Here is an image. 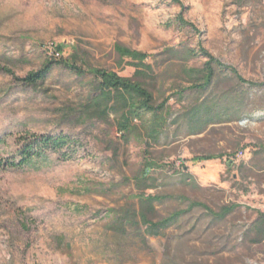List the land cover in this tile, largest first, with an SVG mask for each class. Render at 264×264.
<instances>
[{
	"label": "rangeland",
	"instance_id": "rangeland-1",
	"mask_svg": "<svg viewBox=\"0 0 264 264\" xmlns=\"http://www.w3.org/2000/svg\"><path fill=\"white\" fill-rule=\"evenodd\" d=\"M116 45L147 54L151 71L135 77ZM208 58L213 81L196 90ZM44 69L36 85L24 81ZM93 70L165 103L156 139L151 114L125 140L113 115L95 113ZM196 109L218 119L199 130ZM58 136L68 138L62 150L7 165ZM141 196L160 200L153 222L182 214L148 236L139 218L123 219ZM259 215L264 0H0V264H264Z\"/></svg>",
	"mask_w": 264,
	"mask_h": 264
},
{
	"label": "trees",
	"instance_id": "trees-1",
	"mask_svg": "<svg viewBox=\"0 0 264 264\" xmlns=\"http://www.w3.org/2000/svg\"><path fill=\"white\" fill-rule=\"evenodd\" d=\"M178 25L182 27H191L182 19H179ZM192 29V28H191ZM115 52L121 60L127 59V65L135 69L134 76L138 77L145 71H151V67L145 64V60L148 58L147 54L130 50L120 45L115 46ZM167 52H173L169 50ZM186 55H195L193 51H186ZM206 57H209L206 52H203ZM214 60L208 58L204 68L201 72L200 81L201 84L193 85L196 90H204L209 87L213 81L215 71L217 68L213 66ZM68 67H71L68 65ZM222 69L218 64V69ZM98 80L97 93L92 99V105L96 108V114L100 117H109L113 115L116 120V126L119 133L125 140L128 136L134 134L139 128L138 125L134 124L136 121L142 123L144 117L147 114H151L153 122L151 123V135L154 139L160 133V130L166 124V117L162 116L164 110H166L165 103L155 105L153 95L150 91L143 87L139 82H135L130 78L120 77L114 72H107L103 70L90 71ZM232 75L240 82H245L240 78L236 72L230 70ZM47 70H41L37 73L29 74L24 81L29 85H36L39 81H42L46 76ZM254 84H250L253 86ZM197 110V109H196ZM194 111L193 122L199 125L197 128L202 130L204 127L212 123L218 116L211 114L208 109H205L204 113L207 115L205 118L202 117L200 109ZM168 111L165 115H168ZM68 143V138L65 136L58 137H40L35 142L25 145L21 157L18 163L11 162L7 165L10 167H18L25 164L32 155L42 154L46 150L60 151ZM215 156H204L198 158V160H210L214 159ZM6 165V166H7ZM143 177L135 178L134 182L142 183ZM145 181V180H144ZM153 186L151 184H145L144 189H150ZM137 205L136 210H127L124 213L123 219L130 220V216L133 219H138V226L144 227L146 235L156 237L162 234L163 231L173 226L182 212H174L170 216L163 218L157 222H153L149 215L154 212V203L160 201L157 197H138L136 198ZM198 204L191 202L190 207ZM230 208H223L221 212L217 214V218H224L229 212ZM254 231L258 236L259 240L264 239V215H259L254 223Z\"/></svg>",
	"mask_w": 264,
	"mask_h": 264
},
{
	"label": "water",
	"instance_id": "water-1",
	"mask_svg": "<svg viewBox=\"0 0 264 264\" xmlns=\"http://www.w3.org/2000/svg\"><path fill=\"white\" fill-rule=\"evenodd\" d=\"M231 164V162H228V166Z\"/></svg>",
	"mask_w": 264,
	"mask_h": 264
},
{
	"label": "built area",
	"instance_id": "built-area-1",
	"mask_svg": "<svg viewBox=\"0 0 264 264\" xmlns=\"http://www.w3.org/2000/svg\"><path fill=\"white\" fill-rule=\"evenodd\" d=\"M56 56L58 55V54H55Z\"/></svg>",
	"mask_w": 264,
	"mask_h": 264
}]
</instances>
